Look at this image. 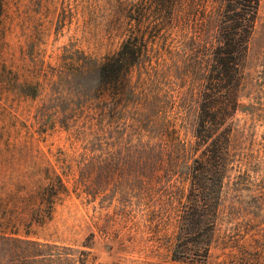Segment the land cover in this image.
<instances>
[{
  "label": "rangeland",
  "instance_id": "374dc122",
  "mask_svg": "<svg viewBox=\"0 0 264 264\" xmlns=\"http://www.w3.org/2000/svg\"><path fill=\"white\" fill-rule=\"evenodd\" d=\"M135 1L2 0L0 229L87 249L89 264L170 262V230L148 221L158 174L150 158L140 163L130 128L141 111L163 123L157 100L137 110L142 99L133 95L114 108L94 91L99 78L91 65L118 50L122 36L111 23L125 20ZM242 66L214 238L206 259L194 264H264V0ZM172 88L166 110L182 113L176 128L190 138L195 111L177 112L180 94ZM39 209L50 210L41 222Z\"/></svg>",
  "mask_w": 264,
  "mask_h": 264
},
{
  "label": "trees",
  "instance_id": "16d2710c",
  "mask_svg": "<svg viewBox=\"0 0 264 264\" xmlns=\"http://www.w3.org/2000/svg\"><path fill=\"white\" fill-rule=\"evenodd\" d=\"M259 3L136 0L125 20L111 23V31L122 36L118 50L100 61L94 59L91 65L99 78L94 91L109 97L112 107L117 108L121 98L133 95L142 99L135 103L137 110H144L149 98L157 100V114L163 123L157 127L152 119L142 118L141 111V118L130 128L140 163L150 158L158 174L159 181L152 186L156 192L149 205L148 221L157 231L170 230L166 244L169 264L203 262L213 241L223 180L232 162L230 149L234 115L240 106L242 65ZM134 76L139 88L133 86ZM172 86L180 94L177 112L195 111L190 138L176 128L182 113L172 116L166 110L173 97ZM58 182L65 190L62 181ZM59 192L48 197L50 204L59 199ZM35 214L41 222L50 210L39 209ZM89 262L87 249L0 229V264Z\"/></svg>",
  "mask_w": 264,
  "mask_h": 264
}]
</instances>
